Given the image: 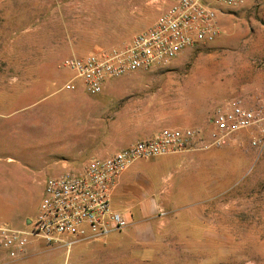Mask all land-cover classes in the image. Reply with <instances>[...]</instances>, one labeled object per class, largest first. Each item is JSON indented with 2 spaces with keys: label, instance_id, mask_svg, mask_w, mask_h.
I'll list each match as a JSON object with an SVG mask.
<instances>
[{
  "label": "rangeland",
  "instance_id": "rangeland-1",
  "mask_svg": "<svg viewBox=\"0 0 264 264\" xmlns=\"http://www.w3.org/2000/svg\"><path fill=\"white\" fill-rule=\"evenodd\" d=\"M171 2L0 0V223L27 227L22 216L35 218L54 163L68 156L77 168L86 158L72 153L66 134L55 133L59 117L77 105L74 93L82 110L94 97L62 66L64 58L124 47ZM218 23L212 42L183 50L161 69L105 84L141 85L137 98L153 95L158 114L191 126L235 97L264 107V0L225 8ZM68 80L74 89L64 88ZM230 143L238 173L201 209H163L143 237L127 226L70 247L36 239L25 260L7 264H264V149L252 147L243 131L224 146ZM228 166L221 162V174L231 172Z\"/></svg>",
  "mask_w": 264,
  "mask_h": 264
},
{
  "label": "built area",
  "instance_id": "built-area-1",
  "mask_svg": "<svg viewBox=\"0 0 264 264\" xmlns=\"http://www.w3.org/2000/svg\"><path fill=\"white\" fill-rule=\"evenodd\" d=\"M242 0H172L148 27L136 32L120 49L66 57L62 66L81 78L92 95L105 82L127 73L163 67L183 50L212 42L219 34L218 14ZM65 89H74L71 80ZM247 132L249 143L264 149V107L235 97L215 107L208 129L165 127L105 158H91L77 171L67 170L46 180L34 219L27 227L0 223V264L27 257L38 239L48 247H70L83 239H102L126 228L130 221L113 210L110 190L135 160L224 145Z\"/></svg>",
  "mask_w": 264,
  "mask_h": 264
},
{
  "label": "crops",
  "instance_id": "crops-1",
  "mask_svg": "<svg viewBox=\"0 0 264 264\" xmlns=\"http://www.w3.org/2000/svg\"><path fill=\"white\" fill-rule=\"evenodd\" d=\"M163 67L140 71L149 72ZM138 86L134 83L118 82L105 84L101 93L86 98L83 110L80 94L72 95L77 105L66 117H59L55 133L66 134L75 143L72 153L86 158L76 168L70 161L71 157L60 156L54 163L55 175L48 178L67 170L77 171L89 159L113 155L137 140L151 137L165 127H210L212 115L207 118L205 124L203 119L199 118L198 125L194 126L184 120L165 119L154 109L153 95L145 96L142 101L135 96L137 93L134 90ZM63 119L66 122H62ZM235 149L230 143L217 148L137 159L121 172L111 188V206L130 221L127 232H134L143 237L147 225L161 214L163 209L198 210L206 200L226 188L238 173L235 168L236 156L228 154L229 151L234 153ZM221 162L229 164L228 169L231 172L221 174ZM47 179L43 181V188ZM22 217L25 224L31 219L25 214ZM29 248L28 246V251ZM23 260L25 258L21 261Z\"/></svg>",
  "mask_w": 264,
  "mask_h": 264
}]
</instances>
